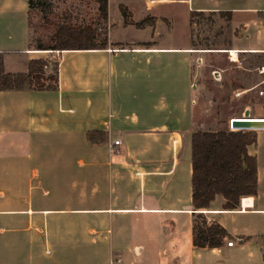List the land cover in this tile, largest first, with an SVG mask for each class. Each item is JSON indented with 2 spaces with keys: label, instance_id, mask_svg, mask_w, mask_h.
<instances>
[{
  "label": "crops",
  "instance_id": "obj_1",
  "mask_svg": "<svg viewBox=\"0 0 264 264\" xmlns=\"http://www.w3.org/2000/svg\"><path fill=\"white\" fill-rule=\"evenodd\" d=\"M192 12L224 14L229 45H196ZM101 23L99 48L38 49L28 0H0L5 70L58 64L56 90L0 91V264H264V125L247 147L257 193L234 209L221 195L204 209L191 201L193 132L246 111L264 118V63L245 68L238 57H264V0H107ZM213 51L235 57L231 69ZM246 70V85L233 87ZM211 87L228 97L215 101ZM205 98L217 109L211 124L196 118ZM89 131L100 134L90 141ZM195 219L223 228L222 245L195 246Z\"/></svg>",
  "mask_w": 264,
  "mask_h": 264
},
{
  "label": "trees",
  "instance_id": "obj_2",
  "mask_svg": "<svg viewBox=\"0 0 264 264\" xmlns=\"http://www.w3.org/2000/svg\"><path fill=\"white\" fill-rule=\"evenodd\" d=\"M97 5L99 17H107V0H93ZM50 0H28V13L38 9L45 17L49 11ZM124 20L129 15L121 8ZM202 12H192L190 21ZM143 21L136 23L139 27ZM97 34L91 25L59 23L52 42L44 45L34 44L38 49L70 50L96 49L106 44V35L97 42ZM50 61L33 59L29 61L26 72L10 73L4 68V53L0 52V91L2 90H56L58 64L53 62L52 74L46 75L45 69ZM98 131H89L88 140H94ZM254 130H230L223 126L216 130H195L191 136L192 163V206L195 210L207 208L216 195L225 199V207L234 209L243 196L257 193V163L247 147L256 142ZM226 231L217 226H202L195 219L193 243L197 247H219L222 245Z\"/></svg>",
  "mask_w": 264,
  "mask_h": 264
},
{
  "label": "rangeland",
  "instance_id": "obj_3",
  "mask_svg": "<svg viewBox=\"0 0 264 264\" xmlns=\"http://www.w3.org/2000/svg\"><path fill=\"white\" fill-rule=\"evenodd\" d=\"M50 8L45 17H42V13L38 9H32L29 12V27H30V40L32 44H36L38 42H42L44 45H49L52 42L55 30L57 28V25L59 23H66V24H86L91 25L93 29H95L97 34V39L102 41V38L105 34L104 29H98V26H102V18L99 17V14L97 12V5L94 3L93 0H50ZM170 8V7H169ZM176 9L181 10L182 8L177 7ZM194 23V24H193ZM193 29L192 34L195 38L196 45L198 43L202 44L205 40L209 44L212 45V47H226L229 45L230 40L233 39L231 26H229V22L227 17L220 13V12H206L202 13L201 15H195L193 17ZM103 28V27H102ZM181 31L177 33L176 35H181ZM167 35V34H164ZM150 36V33H147V37ZM245 42V41H244ZM238 46H245V43H238ZM200 47H204L203 45ZM203 49V48H201ZM212 49V48H211ZM214 49V48H213ZM206 56H209L210 59L215 60L217 59L220 64L228 67L229 64H232L228 58H231L230 54L228 53H217L216 51L213 52H206ZM241 59H245L244 66L245 68H251L256 67L258 64L264 63V57L259 56L256 57L254 55H250V53H241L239 56ZM232 59V58H231ZM55 59H52L50 61L49 66L45 69L46 75L52 74V63L55 62ZM196 66L199 62V57L195 60ZM251 63V64H250ZM200 74V70L196 69V76ZM248 74L250 71H244L243 76L238 77L239 83L234 84L233 87L236 85H240L241 82L243 85H246L245 82L248 78ZM237 79V80H238ZM259 88V87H258ZM257 87L255 90L258 89ZM221 89V90H220ZM261 89V88H260ZM259 89V90H260ZM231 91L230 89H227ZM258 90V91H259ZM211 91L214 92L212 95V98H215V101L219 98H225L228 97L226 91H223L221 87H211ZM218 91L221 92L222 95L218 94ZM224 92V93H222ZM226 93V95H225ZM233 94V93H232ZM236 98V97H234ZM249 98L254 100L253 97L249 95ZM206 98L203 100L198 101V105H196V118L202 119L205 115V119L208 120V124L212 123V116H215L216 108L215 105H211ZM213 106V107H212ZM208 108L211 109V116L209 113H207ZM209 114V115H208ZM214 120V119H213ZM222 123H224V126L229 128V122L224 117L222 118ZM237 130V129H235Z\"/></svg>",
  "mask_w": 264,
  "mask_h": 264
},
{
  "label": "water",
  "instance_id": "obj_4",
  "mask_svg": "<svg viewBox=\"0 0 264 264\" xmlns=\"http://www.w3.org/2000/svg\"><path fill=\"white\" fill-rule=\"evenodd\" d=\"M213 76L216 79H219V73L217 71H213ZM264 125V121L259 118L248 117V112L246 111L244 117L234 118L232 120L231 126L235 129H256L259 126Z\"/></svg>",
  "mask_w": 264,
  "mask_h": 264
},
{
  "label": "built area",
  "instance_id": "obj_5",
  "mask_svg": "<svg viewBox=\"0 0 264 264\" xmlns=\"http://www.w3.org/2000/svg\"><path fill=\"white\" fill-rule=\"evenodd\" d=\"M256 71H257V73L258 74H264V66H259V67H257L256 68ZM260 83H262V84H264V77L262 78V80H261V82ZM258 94L259 95H264V90L263 89H260L259 91H258ZM234 118H231L230 120H229V129L230 130H235V128H233L232 126H231V123H232V120H233ZM259 119H261L262 121H264V118H259ZM251 130H254V129H251ZM118 140H115L114 141V143L115 144H118ZM233 244V241L232 240H228L227 241V245L228 246H231Z\"/></svg>",
  "mask_w": 264,
  "mask_h": 264
},
{
  "label": "bare ground",
  "instance_id": "obj_6",
  "mask_svg": "<svg viewBox=\"0 0 264 264\" xmlns=\"http://www.w3.org/2000/svg\"><path fill=\"white\" fill-rule=\"evenodd\" d=\"M231 56V55H230ZM231 58H232V56H231ZM235 58V57H234ZM234 58H232V59H234Z\"/></svg>",
  "mask_w": 264,
  "mask_h": 264
}]
</instances>
